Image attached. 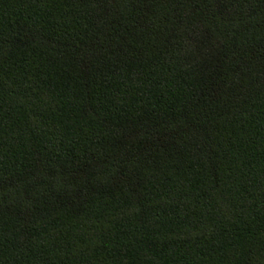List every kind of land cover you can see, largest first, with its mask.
<instances>
[{
  "label": "trees",
  "instance_id": "16d2710c",
  "mask_svg": "<svg viewBox=\"0 0 264 264\" xmlns=\"http://www.w3.org/2000/svg\"><path fill=\"white\" fill-rule=\"evenodd\" d=\"M0 264H264V0H0Z\"/></svg>",
  "mask_w": 264,
  "mask_h": 264
}]
</instances>
